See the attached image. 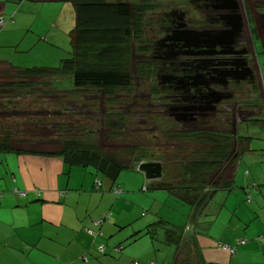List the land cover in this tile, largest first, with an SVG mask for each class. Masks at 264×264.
<instances>
[{
    "label": "rangeland",
    "instance_id": "1",
    "mask_svg": "<svg viewBox=\"0 0 264 264\" xmlns=\"http://www.w3.org/2000/svg\"><path fill=\"white\" fill-rule=\"evenodd\" d=\"M14 1L15 9L11 14L15 13L14 22H16V14L18 12V22L16 27L12 24L0 31V62L3 61L8 63L9 66L12 65L13 68L18 70L30 69L34 67L58 68L61 60L70 57L72 52L69 33L75 26L73 4L67 1L58 4L50 2L55 0H50V3L43 0ZM129 1L137 3L139 0ZM190 1H199L200 3L199 6L201 8H199V10L194 8L193 13H191L189 17L206 22V28L204 30L212 29L215 31H221L226 29L224 28V23L218 25L216 21L212 20V16H216V12H219V10L225 12H223L224 16L230 14L232 11L231 8L233 7L230 0H221V8H218L219 10L215 9L217 11L214 13L209 11L208 6H202V2H206L208 0H151L150 4L153 8L152 10L147 11L144 16L146 22L148 23L146 26L147 30L144 34V40L150 41L149 43L156 41L160 34L159 21L164 18V14L170 13L172 10H178V12L188 11L192 6ZM20 2L23 3L20 4ZM236 2L238 10L235 14L237 15L238 13L241 15L243 21V31L241 35L245 42L242 41V43H245L244 47L248 48L247 55L251 57H247L246 65L251 68L254 76V52L256 51V54L259 55L260 63L263 62L264 58V0H236ZM207 25L211 27H208ZM138 58L139 57H136V54L133 53L131 62L132 69L134 68L135 62L138 61ZM258 66L260 67V65ZM5 71H7V67L5 66L4 68L2 64H0V83L10 81V78L5 76ZM148 76L146 77L145 75V77L141 80L142 83H140V80L133 76L134 83L130 90L118 92L116 94L113 93L111 96L115 95L118 97L116 101H119L117 103L116 101H111L114 99L113 97L102 95L100 92L94 90H91L92 92L88 91V95H84L83 98L79 99L78 96H76L77 94L70 92L67 94V99H63L64 96H62V94L59 95V92L56 89H43L42 87H38L36 88V92H33L32 95L22 96L21 104L23 103V111H19L17 108H13L12 110V108H8L6 105L2 104V100L6 97L4 98L2 93H0V133L2 132L1 129L3 127L9 129L10 126L18 123L19 130L16 132L19 134L17 140L19 143L15 141L16 146L20 148L44 151L57 150L60 147V139H66L68 136H74L77 138L90 137L95 139L94 141L97 143H102L104 136L111 135V132L107 129V123L108 120L114 119L108 115L110 113H118L117 117H122L124 124H126L125 138L121 144L122 146H119V148L121 149L122 147L139 144L140 147H147L150 149L148 152L154 148L156 153L160 152V155L165 154L168 158L172 159V162L176 161L175 164L177 165V169L174 170L172 174L167 171L161 180L177 182L182 179L183 174L181 168L182 164H180L183 160L181 156L187 152L188 148L192 149V145H190L191 142L188 141V145L184 144V146H181L182 144L179 142V139L171 138L170 131H193V128L196 126H203L200 130H205L207 129V122L209 123L207 127L215 124L217 126H215L216 128L214 129H229L232 131V127H229V123L232 124L233 122H237L238 119H236V117L238 112L236 111H239V108L242 109V114L245 117L243 119L249 118V116H247V111H253L255 109L250 108L249 104L247 105L246 102H241V100L239 101V108L237 107L235 110H230V108H234V106L223 108V115H221L222 112L219 113L212 107H207L203 104V107L199 108V103L192 102H189V104L184 103L176 110H173V108L169 106L163 107L158 104L165 103L164 98L161 96L163 92L159 91L160 88L157 87L158 82ZM56 79L54 80L56 81ZM58 79L59 81H62L61 77ZM247 79L250 78L247 77L246 79L239 81H246ZM36 80L42 81L43 79ZM69 80V78H66L62 82L58 81L59 90L63 85L68 86L70 90H73L74 88L72 84L70 85ZM245 85L242 86L245 89V95L252 96L256 94L257 90H254L253 84L249 86ZM46 91L47 94L48 91H51L53 96L51 98H45L42 94ZM203 91L205 92V90ZM190 93L194 94V90ZM244 93H242V95H244ZM93 94H101V96ZM141 95L145 96L146 101H141ZM15 99L19 98L14 97L13 100ZM65 105H67V108L69 106L73 107V117L72 114L62 113L63 111L60 113L56 112L62 109L65 110ZM257 106L259 111L257 115L261 117L264 113V102H257ZM85 108L87 111H84ZM185 108H188L187 110L190 111V115L184 116L185 111H187ZM78 109L82 110L79 112ZM169 109L170 112L167 111ZM74 111L78 113H75ZM86 115L87 119H84ZM252 121L253 120L244 122L241 126L239 135L246 132V137L240 136L243 138L242 140H244L245 144L243 145L245 148L243 149L241 155L249 151L248 140L251 138L248 137L247 131L249 130L250 133L256 132V130H254L255 128L251 125L257 124L261 127V124H263V129L261 128L258 132H262L264 134V123L257 121V119H254L255 123H250ZM54 123L59 124L53 126ZM58 126L61 127L59 128ZM102 127L105 128L106 132H102ZM243 128H245V130H243ZM51 129H55L56 131L60 129V131L52 132ZM88 129L93 130V134L91 133V136H89L86 132ZM261 140H264V138H261ZM259 143L264 145V142ZM118 144H120L119 141ZM124 144L126 146H124ZM147 148L144 149L146 151L145 154L148 153ZM179 151H184V153L182 152L181 154ZM174 156H179V158L174 159ZM154 161V163H159V156H156ZM147 163L153 162L148 161L143 164ZM140 174H142V176H140L142 179L135 190V192L138 193L136 204L137 206H141V204H143L142 208L144 209L145 214L143 213V217H140V215L136 216L134 218V223L138 224L142 220L144 228H146L144 229V234L140 236L138 240H134V238L131 237L126 240L118 241L117 244H121L124 247V250L121 252L123 254H134L133 257L130 258V261L132 260L131 264H138V262L139 264H151V260H156L158 264H173L172 262L174 257L178 253L181 256V259L187 258L189 260V264H197V262H199L196 251L197 238L202 235L199 230V220L202 218V222L215 221V205L217 202H224V199H220L218 196L216 197V195L220 190L226 192L230 191L220 189L216 192V194H214L213 200L210 202L209 206H203L201 210H197L190 205H183L175 193L170 192L167 189H158L157 185L160 184L156 183L158 181L146 179L144 174L138 170L123 171L119 176L118 186L124 190L126 188L125 184L127 181L130 180L131 177ZM98 178L101 180L105 179L107 182L110 181L111 187L115 186L111 179L104 177L103 175H98ZM144 188L147 190H144ZM235 189L236 187L233 186L231 191H234ZM240 189L242 188L240 187ZM250 191L251 190L249 188L247 200L243 197L242 199L236 201L235 194L232 193L227 201L230 206L237 208L235 210L242 216H246L250 212ZM102 192L108 195H113L114 197L117 196L116 194H113V191L103 190ZM133 204L135 203H131V205ZM177 205L185 207L186 209L183 211L180 210L179 212L176 208ZM153 206L157 212L152 209ZM146 207H149L150 209L148 210ZM139 213L141 214V210H139ZM157 222H162L168 228H175L182 231L183 242L179 248L165 243L164 230H162V228L156 229V239L151 238V236L147 234L146 229L150 226H152L153 229L156 228ZM82 230L85 234L81 236V242L84 244L92 242L94 238L91 237H93V235L88 230L87 233L85 228ZM19 235H21V233H19ZM72 236L73 233L71 231H68V233L63 235L65 247L68 245L69 239ZM11 237H16L14 231H11ZM104 239L105 240L103 242L107 245V238ZM129 242H132V244L129 245ZM150 242H153V244ZM149 244L152 245V248L147 247ZM71 245L73 247V252H76L77 247L74 246V243ZM111 245L114 246V243H111ZM232 248L234 249L235 247ZM122 253H119V255ZM110 254L111 253H107V255ZM116 254L117 253L115 252L112 253V255ZM123 254L120 264L127 263V260L123 259ZM86 255L89 257L91 264H99L98 262L111 264L110 260L108 261V258L96 252H87ZM65 256H68V254ZM17 257L20 261H22V255ZM81 260L82 258L75 261L69 260L63 264H80V262L81 264L88 263V259L84 260V262L87 263H84ZM51 262L53 264L62 263V261L57 258H51ZM180 264L185 263H182L181 261Z\"/></svg>",
    "mask_w": 264,
    "mask_h": 264
},
{
    "label": "crops",
    "instance_id": "2",
    "mask_svg": "<svg viewBox=\"0 0 264 264\" xmlns=\"http://www.w3.org/2000/svg\"><path fill=\"white\" fill-rule=\"evenodd\" d=\"M5 1L0 0V14L7 16L14 10V0L7 4H4ZM43 1L62 3L58 0ZM13 25L16 27L17 23L14 22ZM254 53L256 82L253 86L257 92L252 95L253 100H247L246 103L255 109L247 111L249 118L243 119L245 117L238 103L236 119L239 121L232 123L233 133L242 137H246V132L239 135L244 122L253 120L250 123H255L254 119H257L264 123V113L261 117L257 115V102H264V58L260 63L259 55L256 51ZM262 125H251L256 130L254 133H250L247 127L248 137L251 138L248 140L249 151L241 155L226 172L227 180H233L236 189L230 192L220 190L216 195L224 199V202H217L215 205V221L199 220L202 235L197 238L196 251L205 262L264 264V145L259 143L264 142L261 140L264 134L258 132ZM140 176L142 174L131 177L125 184L124 194L114 197L102 191H112L118 186V180L111 187L110 181L99 179L85 165L70 166L61 158L40 155L0 153V264H53L51 258H57L63 264L69 260H80L83 255L87 257L88 263L81 261L91 264L87 252H96L108 258L111 264H120L124 247L117 244L118 241L131 237L138 240L146 228L142 220L138 224L134 223V218L139 215L143 217L144 213L143 204H136L138 193L135 190L142 179ZM98 181L101 183L99 188ZM249 188L250 212L242 216L227 201L232 193L235 194L236 201L243 197L247 200ZM158 189L166 190L162 187ZM180 202L185 205L181 200ZM176 208L179 212L186 209L180 205ZM152 209L156 211L154 206ZM105 216L107 219L97 225L96 222ZM83 228L86 232L90 230L99 235L91 237L94 238L92 242L84 244L81 242V236L85 234ZM11 231H14L16 237H11ZM68 231L73 236L65 247L63 235ZM104 238H107V245L103 242ZM240 240H247V243L239 246ZM72 243L77 247L76 252L72 250ZM220 244L235 247L234 257L220 248ZM147 247L152 248V245ZM113 252L117 254L112 255ZM19 255L23 256L22 261L18 259ZM133 255L123 254L126 264L132 263L130 258ZM176 260L177 254L172 263L175 264ZM150 263L158 264L156 260H151Z\"/></svg>",
    "mask_w": 264,
    "mask_h": 264
},
{
    "label": "trees",
    "instance_id": "3",
    "mask_svg": "<svg viewBox=\"0 0 264 264\" xmlns=\"http://www.w3.org/2000/svg\"><path fill=\"white\" fill-rule=\"evenodd\" d=\"M9 1L6 0L4 4H7ZM58 1L71 2L74 7L75 26L69 33L72 45L71 56L61 60L58 68L34 67L18 70L13 68L12 65L9 66L8 63L1 61L0 64L4 68L5 66L7 67L5 76L10 78V81L0 83V93H2L4 98L6 97L2 100V104L8 108H12V110L13 108H17L19 111H23V103L21 104L22 96L32 95L38 87L56 89L59 95L62 94L64 96L63 99L70 92L77 94L79 99L83 98L90 90H99L104 95L113 97L114 99L111 101L115 102L118 97L111 95L130 90L134 83L133 76L138 80H142L145 75L146 77L148 75V77H152L153 65L145 60V56L148 53L153 54L151 44L154 42L149 43L150 41L144 40V34L147 30L146 26L148 25L144 16L147 11L153 8L150 4L151 0H139L137 3L129 0ZM22 3L20 2V4ZM11 13L6 14L7 16L1 14L4 15L5 24L4 28H1L0 31L14 24L15 13ZM17 22L18 12L16 14ZM133 53L139 58L132 69ZM60 77L62 81L67 77H71L70 85L72 84L74 89L70 90L68 86L63 85L59 90L58 78ZM36 79L43 80L37 81ZM81 90L83 92L76 93V91ZM42 95L45 98H51L53 93L48 91L47 94L46 91ZM14 97H18L19 99L13 100ZM252 97L247 95L241 98V100L247 102V100H253ZM173 104H177V102H173ZM67 105H65V110L62 109L56 112L60 113L63 111L62 113L72 114L73 117V107L69 106L67 108ZM78 110L80 112V109ZM87 115L84 119H87ZM117 115L118 113H110L108 115L114 119L108 120L107 123V128L110 129L111 135L104 136L102 143H97L94 141L95 139L90 137L77 138L68 136L66 139H60V147L53 151L17 147L15 141L19 143L17 141L19 134L16 131L19 129L18 123H15L9 129L6 127L1 129L0 153L61 158L70 166L85 165L93 170L95 175H103L111 179L114 184L123 171H136L138 165L141 163L148 161L155 162L156 156H159V163L165 164L164 167L167 170L174 171L177 169L176 161L172 162V159L168 158L165 154L160 155V152L156 153L154 148L148 152L150 149L140 147L139 144L134 146H126L124 144L126 147L120 149L119 146H122L121 144L125 138L126 124H124L123 118L117 117ZM221 115H223V112ZM56 124L59 123H54L53 126ZM208 124L207 122V129L205 130H200L203 127L201 126L193 128V131H170L171 138L179 139V142L182 144L181 146H184V144L188 145V141L191 142L192 149L188 148L185 153L184 151H179L181 154L182 152L184 153L181 156L183 159L182 163H180L182 164V179L174 183H162L158 186V188L162 187L175 193L184 204H188L197 210H201L203 206L209 204L213 200L214 194L220 189L228 191L233 189V180H227L226 172L235 164V161L240 157L245 148V146L243 147L245 145L244 140H242L243 138L235 135L233 131L229 129H214L217 125L214 124L207 127ZM229 125V127H232V124L229 123ZM58 127L60 128L61 126ZM51 131L54 132L56 130L51 129ZM86 132L89 136H91V133L93 134V130L90 129L86 130ZM118 141L120 144H118ZM145 148H147V154H145ZM178 158L179 156H174V159ZM0 196L2 197V195ZM105 219H107V216L103 217L100 221L103 222ZM156 226L154 229L152 226L146 229L147 234L151 238L156 239V229L162 228L166 244L174 245L177 248L181 246L183 242L181 230L168 228L162 222H157ZM91 232L93 233V237L99 235L93 231ZM245 243H247V240H240L238 245H244ZM219 247L227 251L231 256L235 255L236 251L231 246L220 244ZM82 260H87V258L82 257ZM181 261L182 263L189 264V260L187 258L181 259L178 253L175 264H180ZM197 264L212 263L205 262L199 257Z\"/></svg>",
    "mask_w": 264,
    "mask_h": 264
},
{
    "label": "flooded vegetation",
    "instance_id": "4",
    "mask_svg": "<svg viewBox=\"0 0 264 264\" xmlns=\"http://www.w3.org/2000/svg\"><path fill=\"white\" fill-rule=\"evenodd\" d=\"M190 3L192 4V6L188 11L178 12V10H172L170 13L164 14V18L159 21L160 34L156 41L151 44L153 54L150 56V53H148L145 56V60L149 64L153 65V76L150 78L158 82L157 87L160 88L159 91L163 92L162 94H160L164 98L165 103L158 104L160 106L162 105L163 107L169 106L173 108V110H176L180 105L184 104V102L199 103V99L202 98L216 100L217 95L214 92L218 91L221 93L220 96L222 98H228L229 100H223L219 105H214L215 110L221 113L224 111L223 108H228L231 106H234V108L232 109L235 110L238 106L239 100L247 96L245 95V89L242 86L245 84H247L245 86H249L254 83L250 79H247L246 81H239V79L243 77V75L226 79L224 77L226 72L222 67L224 64H233L237 66H241L244 64L246 67H248L246 65V59L250 56L247 55L248 48L244 47L245 43H242V41L245 42V40L242 38V35L238 37V41L234 45L232 50L233 55L229 57L216 56L214 58L215 61L213 63L209 62L210 64L208 62H203L204 58L202 57L189 58V55H178L176 53V50L174 49L175 45H173L168 40L172 36V33L174 31L186 29L203 31L206 28V22H203V20H197L189 17V15L193 13L194 8H196V10H199V8H201L199 6V1H190ZM202 6H208L209 11L214 13L215 11L219 10H215L214 7H221V1L214 2L212 0H208L206 2H202ZM223 12L224 11L219 10V12H216V16H212V20L216 21L218 25L224 23L221 19ZM195 60L200 61L194 62ZM208 64L209 66H216H214L213 68L207 67ZM220 64L222 65L220 66ZM196 65L200 66L198 68V73H196L195 71L193 73H190L189 71L196 67ZM203 69H206V72H200ZM183 76L185 77L179 78ZM191 86H194L196 88L197 95H193L190 93V90L193 89ZM211 87L215 91H211V94H203L204 91L202 89L205 90L206 88ZM242 93H244V95H242ZM173 102H177V104H173ZM206 106L211 107L210 105ZM167 111L170 112V109Z\"/></svg>",
    "mask_w": 264,
    "mask_h": 264
},
{
    "label": "water",
    "instance_id": "5",
    "mask_svg": "<svg viewBox=\"0 0 264 264\" xmlns=\"http://www.w3.org/2000/svg\"><path fill=\"white\" fill-rule=\"evenodd\" d=\"M214 2H220L221 0H212ZM232 4V11L228 15H222L221 19L225 23L226 29H223L221 31H215V30H204V31H192V30H178L173 32L172 36L168 39L169 42H171L173 45H175L174 49L176 50V53L178 55H189V58H204L203 62H211L213 63L215 60L214 58L216 56H226L229 57L233 55V47L238 41V37H240L242 31H243V21L241 15L235 12L238 10V5L236 0H230ZM215 9H220L221 7H214ZM185 29V25H184ZM217 49V50H216ZM189 50V51H188ZM202 50V51H201ZM203 60V59H202ZM201 60V62H202ZM200 60H195L194 62H197ZM227 61V60H223ZM243 62V61H242ZM210 64V63H209ZM207 67H214L216 65ZM222 64H220L221 66ZM200 66L196 65L192 70H190V73H193L194 71L198 73V68ZM226 74L224 77L226 79L233 78L234 76H241L240 79H246L249 77L251 80H254L253 72L249 67H246L244 64L241 66L233 65V64H224L223 67ZM200 72H206V69L201 70ZM179 77V78H184ZM239 79V80H240ZM194 90L193 95H197V90L194 86H191ZM210 87V86H209ZM204 90V89H202ZM213 92L212 88L205 89V92L203 94H209L210 92ZM216 93V100L211 99H199V108L203 107L204 105H211L213 109H215L214 105H219L223 100H229L228 98H222L220 96V92H214ZM211 94V93H210ZM198 103V102H197ZM190 108V107H188ZM188 108H185L186 110ZM187 112H190L187 110ZM190 114H185L184 116H187ZM179 117V116H176ZM181 118V117H180ZM188 121V119H187ZM140 172H143L146 177L150 180H157L161 179L164 174V168L159 163H147V164H141L139 167Z\"/></svg>",
    "mask_w": 264,
    "mask_h": 264
},
{
    "label": "clouds",
    "instance_id": "6",
    "mask_svg": "<svg viewBox=\"0 0 264 264\" xmlns=\"http://www.w3.org/2000/svg\"><path fill=\"white\" fill-rule=\"evenodd\" d=\"M4 15H1L0 14V19L2 18L3 19V22H4V17H3ZM4 24H5V22H4ZM1 28H4V25H0V29ZM226 28V27H225ZM187 30H189V29H187ZM208 30H212V29H208ZM192 31H199V30H192ZM204 31V30H203ZM175 32V31H174ZM173 34V33H172ZM243 54H245V53H243ZM250 68V67H249ZM251 69V68H250ZM153 76V75H152ZM68 78V77H67ZM69 79H71V77L69 78ZM251 80V79H250ZM253 81V83H255L256 82V77H255V75H254V80H252ZM69 82H70V80H69ZM140 83H142V81L140 80ZM88 91V90H87ZM97 92H100L102 95H104L103 94V92H101V91H99V90H96ZM76 92H83L82 90L81 91H76ZM90 92H92L91 90H90ZM101 94H93V95H96V96H101ZM86 95H88V94H86ZM77 96V95H76ZM105 97H107V96H105ZM110 97V96H109ZM141 101H146L145 100V96L144 95H141ZM241 100V99H240ZM239 100V101H240ZM241 102H242V100H241ZM185 103V102H184ZM186 103H188V102H186ZM182 104V103H181ZM189 104V103H188ZM224 105V104H223ZM80 110H82V109H80ZM230 110H234V109H232V108H230ZM84 111H87V109L85 108L84 109ZM185 114H190V112H187V111H185ZM103 129H104V131H103ZM108 129V128H107ZM108 131L110 132V129H108ZM102 132L104 133V132H106L105 131V128L104 127H102ZM154 163V162H153ZM141 164H143V163H141ZM141 164H139L138 165V167H137V169L136 170H138V171H140L139 170V167H140V165ZM159 164H161V163H159ZM162 166H163V168H164V174H163V177H164V175H165V173L168 171V173H173V171H169V170H167L165 167H164V165L163 164H161ZM143 173V172H142ZM144 174V173H143ZM145 175V174H144ZM145 177H146V175H145ZM162 177V178H163ZM161 178V179H162ZM146 179H148L147 177H146ZM161 179H157L156 181H158V182H156V183H160V184H162V183H174L173 181H169V180H167V181H164V180H161ZM148 180H150V179H148ZM159 180H161V181H159ZM101 186V183L98 181L97 182V188H99ZM158 186H159V184L157 185V188H158ZM144 190H147L146 188H144ZM113 193L114 194H116L118 197H120L123 193H124V190L121 188V187H119V186H117V187H115L113 190ZM16 192H18L20 195H24V193H20L19 191H16ZM145 214V213H144ZM96 224H97V222H96ZM98 225V224H97ZM92 235H93V233L90 231V230H88Z\"/></svg>",
    "mask_w": 264,
    "mask_h": 264
},
{
    "label": "built area",
    "instance_id": "7",
    "mask_svg": "<svg viewBox=\"0 0 264 264\" xmlns=\"http://www.w3.org/2000/svg\"><path fill=\"white\" fill-rule=\"evenodd\" d=\"M0 25H4V22H3V19L2 18L0 19ZM100 223H102V221H98L97 222V224H100Z\"/></svg>",
    "mask_w": 264,
    "mask_h": 264
}]
</instances>
